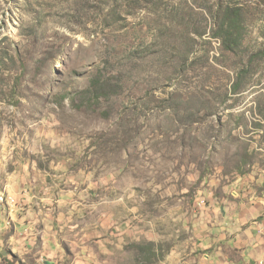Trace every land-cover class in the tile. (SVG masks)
Here are the masks:
<instances>
[{
  "label": "rangeland",
  "instance_id": "374dc122",
  "mask_svg": "<svg viewBox=\"0 0 264 264\" xmlns=\"http://www.w3.org/2000/svg\"><path fill=\"white\" fill-rule=\"evenodd\" d=\"M230 1L0 0V163L91 189L115 264L190 242L210 195L264 148V0L239 1L236 52L215 38Z\"/></svg>",
  "mask_w": 264,
  "mask_h": 264
},
{
  "label": "crops",
  "instance_id": "0c3cea01",
  "mask_svg": "<svg viewBox=\"0 0 264 264\" xmlns=\"http://www.w3.org/2000/svg\"><path fill=\"white\" fill-rule=\"evenodd\" d=\"M250 155L210 195L195 237L173 245L158 264H264V148ZM0 164V193L15 199L0 206V264H115L121 246L110 218L97 224L95 202L84 198L91 189L65 190L62 175L36 164Z\"/></svg>",
  "mask_w": 264,
  "mask_h": 264
},
{
  "label": "trees",
  "instance_id": "16d2710c",
  "mask_svg": "<svg viewBox=\"0 0 264 264\" xmlns=\"http://www.w3.org/2000/svg\"><path fill=\"white\" fill-rule=\"evenodd\" d=\"M239 1L240 0L230 1L221 10L219 22L220 32L215 35V38L222 40L225 49L230 52H236L240 50L245 37V18ZM249 75L250 71L247 68L243 69L238 74L237 80L231 87L232 95H238L247 91L249 85L247 78ZM258 127L264 128V125L258 124ZM171 247H169L167 250H164L163 246L151 242L146 246L141 247L140 250L145 256V260L150 262L151 258L153 257L159 262L165 258Z\"/></svg>",
  "mask_w": 264,
  "mask_h": 264
},
{
  "label": "built area",
  "instance_id": "2783aa9c",
  "mask_svg": "<svg viewBox=\"0 0 264 264\" xmlns=\"http://www.w3.org/2000/svg\"><path fill=\"white\" fill-rule=\"evenodd\" d=\"M9 200H15V199L13 197H10V196H9V198H2V194H1L0 195V206L2 205V202H7ZM200 204L205 205V201L202 200Z\"/></svg>",
  "mask_w": 264,
  "mask_h": 264
},
{
  "label": "bare ground",
  "instance_id": "6f19581e",
  "mask_svg": "<svg viewBox=\"0 0 264 264\" xmlns=\"http://www.w3.org/2000/svg\"><path fill=\"white\" fill-rule=\"evenodd\" d=\"M2 194V198H9V195L7 196L5 193H0V195ZM11 197V196H10ZM6 203H8V204H14L15 203V200H9V201H7V202H2V205L1 206H3L4 204H6Z\"/></svg>",
  "mask_w": 264,
  "mask_h": 264
}]
</instances>
